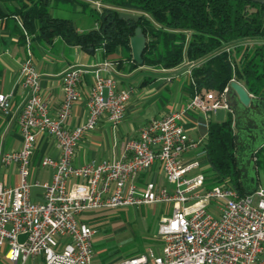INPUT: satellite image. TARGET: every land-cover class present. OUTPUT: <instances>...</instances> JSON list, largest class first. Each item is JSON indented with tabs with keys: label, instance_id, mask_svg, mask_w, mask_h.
Wrapping results in <instances>:
<instances>
[{
	"label": "built area",
	"instance_id": "obj_1",
	"mask_svg": "<svg viewBox=\"0 0 264 264\" xmlns=\"http://www.w3.org/2000/svg\"><path fill=\"white\" fill-rule=\"evenodd\" d=\"M186 64L191 76L196 61ZM88 71L93 72L89 116L69 127L66 120L81 98L79 85ZM116 72V62L109 58L92 68L67 69L64 99L58 115L51 116L40 71L31 57L22 61L19 74L28 90L19 114L23 146L2 155L3 163L18 164L20 174L17 185L0 184V247L8 245L6 259L10 264H24L33 257H42L44 264H100L94 261L97 228L81 217L85 211L171 202L172 214L160 218L161 252L150 246L146 252L107 264H264V186L248 194L229 185H206L200 157L207 153V135L196 139L183 123L198 94L187 108L152 117L137 137L126 141L120 158L74 162L79 141L105 113L114 123L125 117L134 88L120 87ZM10 105V93L0 91V108L7 112ZM220 106L228 107L224 98L211 110ZM209 121L210 115L199 125L208 130ZM39 133L54 136L61 149L59 157L42 159L43 165L55 169L51 181L36 183L45 190L43 201L33 199L29 181ZM190 153L194 156L188 157ZM157 162L173 190L155 180L139 187L140 172ZM212 201H217V210H211ZM21 233L27 234L23 242Z\"/></svg>",
	"mask_w": 264,
	"mask_h": 264
},
{
	"label": "trees",
	"instance_id": "obj_2",
	"mask_svg": "<svg viewBox=\"0 0 264 264\" xmlns=\"http://www.w3.org/2000/svg\"><path fill=\"white\" fill-rule=\"evenodd\" d=\"M77 4L83 12H98L99 26L80 31L73 19L60 18L52 7ZM96 2H101L100 8ZM13 5V7L11 6ZM121 10L141 14L138 21L119 16ZM21 16L26 32L52 39L62 36L85 49H102L110 57L124 47L119 67L128 60L130 69L140 64L131 53L130 37L141 25L148 36L144 64L175 68L196 61L190 79L191 91L222 99L233 79L250 93L264 98V4L252 0H0V17ZM25 37V34H23ZM206 158L213 184L229 185L246 193L237 166V135L233 113L223 120L210 119ZM260 184L264 169V145L254 154ZM102 215L92 221H102ZM88 221L91 224L94 222ZM135 252L129 256L137 255ZM125 258V257H122Z\"/></svg>",
	"mask_w": 264,
	"mask_h": 264
},
{
	"label": "crops",
	"instance_id": "obj_3",
	"mask_svg": "<svg viewBox=\"0 0 264 264\" xmlns=\"http://www.w3.org/2000/svg\"><path fill=\"white\" fill-rule=\"evenodd\" d=\"M11 6L13 7V5ZM73 6L74 10L79 8L77 4H73ZM51 12L54 16L74 20L70 13L69 5H54ZM98 26L99 22H97L95 27ZM77 27L80 31H85L83 28ZM23 34H25V37H23ZM125 53L124 47H118L116 53L110 57H105L100 48L96 50H91V48L85 49L80 45L68 43L60 35L47 39L38 37L32 33L30 34L26 32L21 16L17 14L0 17V91L10 93L11 95L9 110L6 112L0 108V184L15 186L20 181L18 164L15 162L9 164L3 163L2 155L9 151L21 149L23 146L19 114L26 100L28 90L19 74L22 61L27 57L32 58V61L41 73L42 94L48 102L49 113L51 116H57L59 107L65 96L63 75L67 69L74 66L92 68L105 58L114 60V58L123 57ZM115 62L117 68L116 75L120 87L130 85L134 88L131 98L127 103L125 117L121 122L114 123L108 118L107 113H105L99 119L96 126L86 132L79 141L75 151V163H82L93 159L120 158L126 141L137 137L141 128L147 125L152 117L161 116L168 111L187 108L188 103H190L196 94H198L197 104L188 109L183 118V123L190 136L199 139L207 135L208 140V130L200 126L199 121H203L209 115L210 119L223 120L228 115L230 110L228 107L227 113L223 118H216L219 108L222 106L218 107L215 112L211 110V105L216 101H222L223 96L222 99L215 101L214 98H209L208 95H203L198 91H191L190 76L187 75L186 79L183 76L187 69L181 71V67L186 66V63L175 68L154 66L153 68L151 65L143 64L130 69V62L128 60L123 63V68L119 67L118 61ZM92 84L93 72L88 71L80 82L81 98L74 103L71 114L66 120L67 126L75 127L87 120L89 116L87 98ZM207 140L204 146H206ZM193 153L188 154V157L194 156ZM60 154L61 149L54 136L48 133H39L37 135L36 148L32 157L29 175L34 200L43 201L45 199L44 188L36 183L51 181L55 172L53 167L42 164L43 157L46 155L59 157ZM205 155L201 156L200 159L202 170L207 176L206 185L209 187L214 184L208 178V167L210 164ZM74 180H76L75 177L71 178L70 182ZM148 180H155L158 186L163 185L167 186L170 190L174 189V185L165 177L159 162L155 163L149 170L140 172L138 179L139 187L144 188ZM259 185L261 184L259 183ZM117 208L119 207L88 210L81 217L86 221H92L94 216H105L108 213H115ZM212 208L217 210L215 205ZM160 242L163 244L162 237ZM153 248L156 252H159L157 247ZM95 256L96 252L94 261ZM100 258L103 259L100 260ZM104 258L105 255L98 256L101 262L105 260ZM33 259H39L44 264L42 257H33ZM118 259H122V257L111 259L104 264Z\"/></svg>",
	"mask_w": 264,
	"mask_h": 264
},
{
	"label": "rangeland",
	"instance_id": "obj_4",
	"mask_svg": "<svg viewBox=\"0 0 264 264\" xmlns=\"http://www.w3.org/2000/svg\"><path fill=\"white\" fill-rule=\"evenodd\" d=\"M96 4L100 8L101 2H96ZM64 5L67 6L69 4H64L63 2L60 4L59 2V6ZM73 7V5H70V13L77 26L85 31L96 26L100 16L98 12H83L76 6L77 9L75 10ZM188 67L189 65L186 64V66L181 67V71ZM187 75L189 76L188 71H185L183 75L185 79ZM210 94L208 93V96ZM227 110L225 106L220 107L216 118H223ZM208 169H210V166ZM260 178L262 186H264V169L260 171ZM216 202L212 201L211 210ZM163 214H172V203L122 206L117 208L115 213H108L103 216V221H92L97 228V233L94 235L95 262L104 264L114 258L126 257L135 252H146L150 246L157 247L158 251L161 252L163 244L160 242L161 237L158 229L160 218ZM7 248V244L0 247V264H10L5 257ZM103 255H105V260L101 262L98 256ZM102 259L100 258V260ZM24 264H42V262L39 259L29 258Z\"/></svg>",
	"mask_w": 264,
	"mask_h": 264
},
{
	"label": "water",
	"instance_id": "obj_5",
	"mask_svg": "<svg viewBox=\"0 0 264 264\" xmlns=\"http://www.w3.org/2000/svg\"><path fill=\"white\" fill-rule=\"evenodd\" d=\"M264 4V0H252ZM119 16L126 20L138 21L139 12L121 10ZM148 36L141 25H138L130 37L133 59L140 65L144 64L143 54L146 50ZM93 50V48H91ZM228 108L233 113V126L237 135V166L244 191L253 193L259 186V175L254 154L264 145V98L252 95L246 86L233 79L224 93ZM26 233L19 235L24 241Z\"/></svg>",
	"mask_w": 264,
	"mask_h": 264
}]
</instances>
